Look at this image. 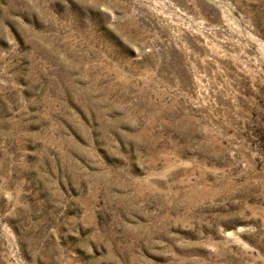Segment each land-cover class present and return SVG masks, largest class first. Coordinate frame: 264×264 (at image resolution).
I'll return each instance as SVG.
<instances>
[{
  "label": "rangeland",
  "instance_id": "374dc122",
  "mask_svg": "<svg viewBox=\"0 0 264 264\" xmlns=\"http://www.w3.org/2000/svg\"><path fill=\"white\" fill-rule=\"evenodd\" d=\"M0 264H264V0H0Z\"/></svg>",
  "mask_w": 264,
  "mask_h": 264
}]
</instances>
